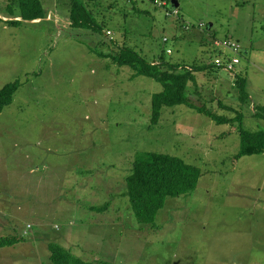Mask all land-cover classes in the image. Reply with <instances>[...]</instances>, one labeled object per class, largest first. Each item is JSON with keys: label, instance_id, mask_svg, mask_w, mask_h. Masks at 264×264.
Masks as SVG:
<instances>
[{"label": "rangeland", "instance_id": "rangeland-1", "mask_svg": "<svg viewBox=\"0 0 264 264\" xmlns=\"http://www.w3.org/2000/svg\"><path fill=\"white\" fill-rule=\"evenodd\" d=\"M67 1L41 0L47 21L0 26V89L19 82L0 113V197L10 217L0 237L25 239L0 249V264H51L49 243L85 264H264V153L235 158L232 120L241 114L245 131L264 130L253 117L264 107V0H172L176 16L171 5L101 0L98 36L69 26ZM213 38L240 43L234 73L246 79L248 101H239L235 75L214 69L195 75L187 97L226 124L177 105L152 125L162 86L97 55L126 44L148 62L206 65ZM147 152L200 171L190 194L166 199L154 228L136 222L124 196V178Z\"/></svg>", "mask_w": 264, "mask_h": 264}, {"label": "trees", "instance_id": "trees-1", "mask_svg": "<svg viewBox=\"0 0 264 264\" xmlns=\"http://www.w3.org/2000/svg\"><path fill=\"white\" fill-rule=\"evenodd\" d=\"M100 1L68 0L66 6L68 7L67 20L69 26L72 29L90 32L96 36L102 35L103 23L99 22L93 12V8ZM155 1L140 0L128 3L132 4L135 10L139 2H149L154 5ZM171 2L170 4L167 2V7L168 5L174 7ZM3 9L7 18L4 23L9 26L17 27L22 23H31L35 20L47 21L48 13L43 8L41 0H8ZM234 41L238 42L237 40ZM97 55L102 58L111 57L112 62L118 67L131 68L135 77H147L162 86V92L153 95L151 100L150 123L152 125L158 123L163 107L177 105H186L216 124H226L231 121V119L210 112L205 106H197L191 103L187 97L189 85L196 84L195 75L205 72L207 69H214L210 64L180 67L166 63L161 58L156 62H148L126 44H123L117 52L107 54L101 52ZM235 76L234 85L237 88L238 99L241 103H245L248 101L246 79L238 75ZM18 87L19 82L14 81L0 89V113L11 104ZM259 108V112L254 113L253 117L264 119V107ZM234 119L238 122L237 133L240 139V148L235 158L264 153V130L254 133L245 131L241 126L242 115L238 114L232 120ZM199 177L200 171L197 167L178 157L153 152L138 155L132 163L131 172L124 178V196L127 197L129 208L136 222L154 228L156 215L164 207L166 199L190 194L195 189ZM106 207V205L91 207L90 210L103 212ZM24 241L22 236L0 237V249L14 247ZM48 251L51 264H85L59 244L49 243Z\"/></svg>", "mask_w": 264, "mask_h": 264}, {"label": "built area", "instance_id": "built-area-1", "mask_svg": "<svg viewBox=\"0 0 264 264\" xmlns=\"http://www.w3.org/2000/svg\"><path fill=\"white\" fill-rule=\"evenodd\" d=\"M126 2H138L140 0H124ZM154 6L158 8H166L167 2L163 0H156L154 2ZM171 15H178V11L176 8H173V10L170 12ZM199 28H203V25H200ZM185 30H188V27L185 28ZM107 36H110L111 33L107 32ZM167 40L164 39V42ZM212 45L214 48V51L216 53V58L212 61L210 65L214 67L217 71H223L228 74L235 75L236 66L240 64V58L239 53L241 52V46L238 42L232 40V39H213ZM169 53V51H168Z\"/></svg>", "mask_w": 264, "mask_h": 264}, {"label": "crops", "instance_id": "crops-1", "mask_svg": "<svg viewBox=\"0 0 264 264\" xmlns=\"http://www.w3.org/2000/svg\"><path fill=\"white\" fill-rule=\"evenodd\" d=\"M4 14L0 13V26L2 25V30L6 29L4 21H6L7 18H6V14L5 15ZM16 20H20V19H16ZM39 22H40V20H35V21L31 22V24H36V23H39ZM215 55H216V53H215ZM214 71H215V69H214ZM218 72H220V71H218ZM0 198H2V197H0ZM2 204H5V199L4 198H2V202H0V222L2 223V225H4L5 222H6V224L9 222V218L10 217H9V215L6 214L5 209L3 210L2 207H4V205H2Z\"/></svg>", "mask_w": 264, "mask_h": 264}, {"label": "water", "instance_id": "water-1", "mask_svg": "<svg viewBox=\"0 0 264 264\" xmlns=\"http://www.w3.org/2000/svg\"><path fill=\"white\" fill-rule=\"evenodd\" d=\"M171 3L174 4V7H177V3L175 1H172Z\"/></svg>", "mask_w": 264, "mask_h": 264}]
</instances>
